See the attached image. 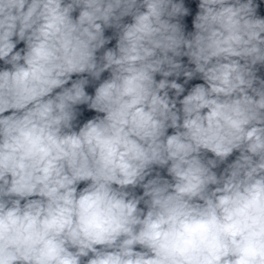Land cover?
Masks as SVG:
<instances>
[{
    "label": "clouds",
    "instance_id": "9594fccd",
    "mask_svg": "<svg viewBox=\"0 0 264 264\" xmlns=\"http://www.w3.org/2000/svg\"><path fill=\"white\" fill-rule=\"evenodd\" d=\"M0 264H264V0H0Z\"/></svg>",
    "mask_w": 264,
    "mask_h": 264
}]
</instances>
